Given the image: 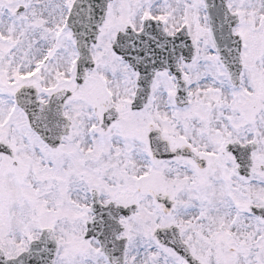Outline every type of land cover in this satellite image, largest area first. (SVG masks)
<instances>
[{"label": "snow or ice", "instance_id": "6c2138e0", "mask_svg": "<svg viewBox=\"0 0 264 264\" xmlns=\"http://www.w3.org/2000/svg\"><path fill=\"white\" fill-rule=\"evenodd\" d=\"M0 264H264V0H0Z\"/></svg>", "mask_w": 264, "mask_h": 264}]
</instances>
